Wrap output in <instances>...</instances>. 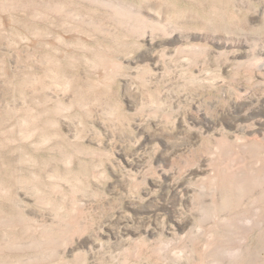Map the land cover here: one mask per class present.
<instances>
[{"label":"rangeland","instance_id":"374dc122","mask_svg":"<svg viewBox=\"0 0 264 264\" xmlns=\"http://www.w3.org/2000/svg\"><path fill=\"white\" fill-rule=\"evenodd\" d=\"M259 61L264 0H0V259L230 264L264 199L201 187L239 109L264 138Z\"/></svg>","mask_w":264,"mask_h":264},{"label":"bare ground","instance_id":"6f19581e","mask_svg":"<svg viewBox=\"0 0 264 264\" xmlns=\"http://www.w3.org/2000/svg\"><path fill=\"white\" fill-rule=\"evenodd\" d=\"M49 6H53V4L49 5L48 3H44L43 8L45 7L49 8ZM129 16L130 15L128 14V17ZM252 38H254V36ZM252 38L249 36H244L243 39H240L246 44V46H249L250 49L249 52L251 53V55L249 56L250 59L254 58L255 54H258L257 52L258 50H256L257 49L256 47H258L256 46L257 42ZM232 41L234 42V40ZM249 63H250L249 61L242 63L240 64V67L242 66L248 70L252 66L251 65L252 63H250L251 66L249 65ZM254 66L256 68H263L264 62L259 61ZM250 113L251 112H249V107H246L244 109H239L236 119L237 133H235L233 140L230 139L227 140L228 138H225L224 135H221L219 137L220 139L219 141L221 145L219 152H221L222 150L223 154H226L225 152L230 153L233 156L234 160H237L239 164L237 165L236 163L235 167L234 168L232 167L233 170L230 171H227V169L223 168L222 165L216 166L215 168L212 169V172H210L211 176H210L209 185L205 187H201L203 193L205 192L206 195H210V196L212 195L217 200H222V203L225 204H233L241 200V198L243 197L250 196L253 189H255V193H256L255 199H259V200L264 199V138H262V136L261 138H257V137H248L246 135L245 132L249 128H252L253 126V121L251 120L253 115L252 113L251 114ZM26 120L28 122H31L32 114L28 113V117H26ZM248 158L251 159L253 158V162L260 165L261 168L257 172L250 173V170H246L243 167L244 162ZM5 193H6V189L3 187V185L0 184V197L2 198L5 195ZM226 201H228L229 203H226ZM2 219L3 216H1L0 214V221ZM226 221L225 222L228 225L237 224V223L243 224L242 232L240 233L239 236L240 244L236 246L234 245L233 247L231 246L226 249V253L228 255V258L230 259L229 260L230 264H264V257L262 256V252H264V218H260L258 215L253 214V215L243 216V218L240 221H238L234 216H230L226 218ZM250 238L251 239L255 238L253 246L250 245L251 244L249 242ZM210 262L207 264H212ZM0 264H33V262L16 258L10 260L0 259ZM213 264H218V262Z\"/></svg>","mask_w":264,"mask_h":264}]
</instances>
